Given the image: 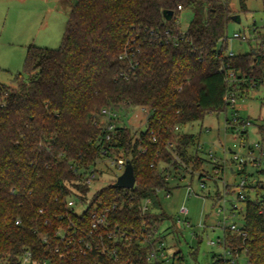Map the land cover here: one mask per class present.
I'll return each mask as SVG.
<instances>
[{
	"label": "trees",
	"instance_id": "trees-1",
	"mask_svg": "<svg viewBox=\"0 0 264 264\" xmlns=\"http://www.w3.org/2000/svg\"><path fill=\"white\" fill-rule=\"evenodd\" d=\"M68 2L61 46L28 45L24 72L12 84L0 83V264H21L26 251L49 264L136 262L134 245L121 247L125 256L117 263L98 251L79 254L57 231L71 224L88 228L100 201L101 207L124 204L109 216L111 225L159 226L169 220L153 207L157 189H170L168 167L161 165L180 170L186 163L201 181L205 175L198 136L180 129L227 112L231 94L242 97L264 86V29H255L252 52L231 56L224 38L233 12L226 0ZM165 10L173 11L172 19ZM184 10L193 14L186 30L178 17ZM136 107L148 111L139 133L118 125L117 116L101 115L105 108L118 115ZM108 123H115L110 132ZM239 129L232 124V131ZM259 132L264 134V126ZM119 158L132 163L134 188L112 181L90 195L79 170ZM71 197L90 205L83 215L69 209ZM148 198L152 205L143 213ZM246 198L247 237L228 233V245L245 248L250 264H264V181L251 184ZM211 264L230 262L216 256Z\"/></svg>",
	"mask_w": 264,
	"mask_h": 264
},
{
	"label": "rangeland",
	"instance_id": "rangeland-1",
	"mask_svg": "<svg viewBox=\"0 0 264 264\" xmlns=\"http://www.w3.org/2000/svg\"><path fill=\"white\" fill-rule=\"evenodd\" d=\"M226 1L233 15L240 16V22L229 23L227 35L231 38L234 33H241L249 37L247 40L230 41L228 52L250 53L257 47L255 29H264L262 0H244L245 10H242V0ZM70 11L71 7L64 6L61 0H16L10 5L0 6V83L12 84L14 75L24 72L28 45L34 44L52 49L61 46ZM178 17L182 29L186 30L193 14L190 10H184L178 14ZM234 111H238L241 118L252 122L246 127L248 131L246 148L240 147L239 137L226 128V119L232 118ZM117 117L118 125H126L133 132L139 133L146 129L148 111L140 107L124 109ZM262 126H264V86L258 87L248 95L238 97L235 108H230L227 112L210 113L203 120L188 123L180 129L183 133L198 136L203 146L200 155L205 159L203 165L205 175L201 181L200 173L196 172L192 175L186 163L180 170L162 164V167L163 165L168 167L166 171L171 174L170 194L165 189L160 190L153 207L170 217L162 224V228L168 233H166L167 243L172 246V250L180 252L186 264H211L216 254L224 253V246H214L209 243L210 239L222 235V229L212 230V227L223 219V216H217L220 207L226 209L228 225L243 224L245 203L237 201L238 186L243 179L249 177H252L253 182L264 181V174L257 175L251 163L248 164L247 171L250 175L253 174L252 176L232 172L233 153L230 149L246 155L249 146L263 141L264 134L259 132ZM255 152L258 153L257 149ZM210 155L220 164L226 162L224 169L218 175L214 172L215 161H212ZM98 163L102 177L94 181L90 195L123 173V170L112 164L111 159H102ZM203 182L205 187L201 186ZM246 190L249 191V188ZM233 205H238L239 209L235 211L234 216H231ZM183 208L188 210L187 215L182 212ZM84 210V206L75 207V211L79 214ZM175 221L177 229L173 227ZM187 221L189 225L186 224ZM192 231L203 234V238H194L191 235ZM239 264H247L246 254L242 255Z\"/></svg>",
	"mask_w": 264,
	"mask_h": 264
},
{
	"label": "built area",
	"instance_id": "built-area-1",
	"mask_svg": "<svg viewBox=\"0 0 264 264\" xmlns=\"http://www.w3.org/2000/svg\"><path fill=\"white\" fill-rule=\"evenodd\" d=\"M178 9L182 10V6H179ZM233 39H241L247 40L249 37L245 34L234 33L233 37H229L226 35L224 40L230 41ZM231 56L235 55L233 51L229 52ZM253 91V90H252ZM251 92V91H250ZM238 97L234 94H231L229 98V102L231 104L230 108H235V104L237 103ZM101 115L106 118H111L117 116L112 110L105 108L102 110ZM232 121L228 123L226 119V128L236 134L239 137L241 144L240 147L246 148L245 140L248 138V131L246 129L247 126L251 125L252 122L249 119L241 118L238 111H234L232 114ZM239 123L240 129L236 131H232V124ZM115 128V123H108L106 125V131L110 132ZM176 130H179L177 127ZM107 139H110V134L107 135ZM202 144L198 143V149L202 152ZM255 149H257L258 153L256 154ZM232 156L233 166L231 167L232 172H241L243 174L248 175L247 166L249 163L254 167L255 173L259 175L261 171L264 172V140L260 142H256L253 146H249L247 149V154L242 155L230 149ZM200 152V153H201ZM210 157H212L210 155ZM213 158V157H212ZM112 164L116 166L120 170H125L126 167V159H111ZM215 161L214 172L216 175L220 174L224 169L226 164L223 161V164H220L215 158L212 159ZM99 162V161H98ZM91 166L88 169H80L79 173L83 175V182L89 184L91 187L93 186L94 181H98L101 175V171L98 169L99 163ZM78 172V171H77ZM167 180L170 181L171 174L167 173ZM251 174L250 176H252ZM120 176V175H119ZM117 176V178L119 177ZM249 179H243L239 184V191L237 193V201H242L246 204V189L250 187L251 184H255ZM117 179H112V181H116ZM110 181V182H112ZM250 181V182H249ZM107 184V183H106ZM105 184V185H106ZM104 186V185H103ZM102 186V187H103ZM202 187H205V183L201 184ZM101 188V187H100ZM160 189H157L159 193ZM168 194H170L168 192ZM142 211L145 213L148 211L152 205L151 199H145L142 203ZM84 206L86 212L90 205L88 203H80L76 197H71L68 200L69 209L75 211V207ZM124 204H113L105 207H101V201L94 205V211L92 213V221L91 225L88 228L79 227L76 224H71L67 228H61L57 231V236L60 237L62 242H65L68 247L75 245L79 254L86 255L92 251H98L102 256L107 258H112L114 262L119 263L124 255L122 251L123 247L136 246L138 250V260L135 262H131L129 260V264H140V263H150V264H186V261L179 254V251L172 250V246H169L166 240V229L162 228V224L159 226H152L150 224L143 223L140 226L134 225H111L109 221V216L115 211L118 207L122 208ZM239 209L238 205L232 206L231 216L235 215V211ZM225 208L220 207L218 210L217 216H223L222 220H219L217 225L212 227L213 231L216 229H222V235L217 238H213L209 240V243L214 246H224V253L215 255L214 257L222 258L224 261H229L230 264H239V260L242 255L246 254V249L240 250L238 247L231 248L228 245L227 235L228 233L237 234L238 236L247 237L246 231L243 229V224L238 225L233 223L231 225L227 224V216L225 213ZM242 210V208H240ZM76 212V211H75ZM83 212V213H84ZM182 212L184 215L188 214V210L183 208ZM261 213L264 214V204L260 210ZM77 213V212H76ZM83 213H77L78 215H83ZM180 222V219L178 220ZM244 222V221H243ZM19 223V221H17ZM189 225V222H186ZM168 234V233H167ZM191 235L194 238L201 239L203 238V234L200 235L196 231H192ZM44 240H47V237H44ZM59 251V249H57ZM61 257H64V254H61ZM21 264H49L47 261L43 263L36 261L33 258V254L31 251H26L21 258ZM247 264H250L247 260Z\"/></svg>",
	"mask_w": 264,
	"mask_h": 264
},
{
	"label": "water",
	"instance_id": "water-1",
	"mask_svg": "<svg viewBox=\"0 0 264 264\" xmlns=\"http://www.w3.org/2000/svg\"><path fill=\"white\" fill-rule=\"evenodd\" d=\"M173 14L174 13L172 10L164 11V16L167 20L172 19ZM232 20L240 22V16L233 15ZM135 183H136V176H135L134 168L132 163L128 159L124 172L117 178L116 182L114 183V186L118 188L132 189L134 188Z\"/></svg>",
	"mask_w": 264,
	"mask_h": 264
},
{
	"label": "crops",
	"instance_id": "crops-1",
	"mask_svg": "<svg viewBox=\"0 0 264 264\" xmlns=\"http://www.w3.org/2000/svg\"><path fill=\"white\" fill-rule=\"evenodd\" d=\"M14 1H16V0H0V6H3V5H6V4H12V2H14ZM62 2H63V5L64 6H70V3L68 2V0L66 1V0H61ZM28 47V46H27Z\"/></svg>",
	"mask_w": 264,
	"mask_h": 264
}]
</instances>
